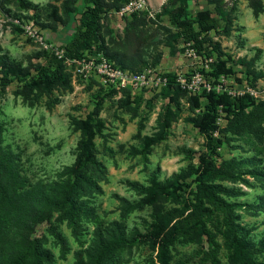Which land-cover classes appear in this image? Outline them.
<instances>
[{"label":"rangeland","instance_id":"rangeland-1","mask_svg":"<svg viewBox=\"0 0 264 264\" xmlns=\"http://www.w3.org/2000/svg\"><path fill=\"white\" fill-rule=\"evenodd\" d=\"M104 1L107 57L172 79L202 73L224 86L223 103L212 119L202 93L116 91L73 64L51 87L28 88L48 48L64 51L86 6L0 0V148L16 155L24 194L15 227L0 221V264L20 253L18 229L33 214L41 215L30 236L40 258L26 264H96L105 251L103 264H160V246L172 235L168 264H211L202 225L192 218L198 198L222 264H264V0H223L227 20L204 35L210 41L196 59L170 22L173 0L153 6L160 11L154 18L122 21L110 14L123 0ZM220 1H193L190 12L217 17ZM204 186L238 206L215 207Z\"/></svg>","mask_w":264,"mask_h":264},{"label":"trees","instance_id":"trees-1","mask_svg":"<svg viewBox=\"0 0 264 264\" xmlns=\"http://www.w3.org/2000/svg\"><path fill=\"white\" fill-rule=\"evenodd\" d=\"M86 6V14L83 22L77 27L73 37L65 45L64 51L68 58H80L87 51L92 52L94 49L103 52L105 50L100 41V29L103 16L110 10L105 5L104 0H82ZM176 5L174 8L168 11L170 22L173 26L178 29V33L184 40L185 45L191 44L195 51L200 53L203 51L204 46L210 40L204 37L205 34L211 30L218 29L221 22L227 20L223 14V0H221L215 6V12L217 17H213L210 11H198L195 15L190 12V3L197 0H173ZM213 3V0H207ZM126 0L119 6L118 10L125 4ZM147 16V14H141ZM135 15L133 17L141 16ZM107 56V55H106ZM110 59L109 57H107ZM111 60V59H110ZM112 61V60H111ZM114 62V61H113ZM117 64V63H116ZM120 66L119 64H117ZM218 65V64H217ZM64 67V61L58 59L55 55L50 54L45 61V65L40 69L37 76L33 77L26 86L28 88H34L39 86L51 87L61 77V72ZM121 67V66H120ZM216 67V66H215ZM123 68V67H121ZM223 66L219 65L218 68L214 69V75L219 76ZM124 69V68H123ZM127 70V69H126ZM133 72V71H132ZM168 76V75H167ZM170 78L171 84L168 88L162 90L163 94L167 93L168 90L176 86L175 79ZM4 79L8 81V76L5 75ZM181 90V89H180ZM182 91V90H181ZM126 92H131L126 90ZM203 96L207 97L209 105V118L214 117L217 108L221 106L224 94L216 93H202ZM17 157L16 155L7 149L0 148V221L4 228H14V219L18 213L22 212V206L20 205V198L24 195L20 192L22 188V176L20 175L19 169L16 166ZM250 176H258V173H248ZM73 189L70 188V191ZM69 190L65 194V198L68 195ZM203 193L209 199V202L219 209L230 210L238 205H228L221 200L215 193V189L212 186H204ZM198 204H195L192 208V218L195 223L202 225L203 232L207 238L208 245V259L211 264H222L219 253L220 246L213 232L202 223L201 217L199 216L201 210L202 199H197ZM243 206V205H240ZM29 221H26L22 226L19 227L21 243L20 253L8 264H26L31 259L38 260L40 258L39 247L37 240L31 239L30 236L34 232L35 227L40 221L41 215H31ZM174 239V235L168 237L160 246L158 252V260L160 264H168L167 261V244L171 243ZM107 252H103L97 259L96 264H103ZM247 256L245 255V258ZM247 264H257L250 258L246 259Z\"/></svg>","mask_w":264,"mask_h":264},{"label":"built area","instance_id":"built-area-1","mask_svg":"<svg viewBox=\"0 0 264 264\" xmlns=\"http://www.w3.org/2000/svg\"><path fill=\"white\" fill-rule=\"evenodd\" d=\"M162 6L163 4L160 5V9ZM159 12L153 8V5L148 0H126L125 4L118 11L110 14V18L115 16L118 21H122L125 18H132L135 15L141 14H147V17L154 18ZM48 50L58 59L63 60L64 64H73L81 67L82 72L86 73L87 76L100 79L106 88L112 90H129L132 93L161 92L171 84L170 78L165 73L158 72L154 69L142 72H132L123 69L108 59L103 52L95 49L92 52H85L80 58L74 59L66 57L65 51L49 48ZM185 54L193 59L198 57L197 52L191 44L185 46ZM175 84L182 91L193 95L204 92L216 94H224L226 92L223 85L210 83L199 72H195L193 75L187 77L180 75L176 77ZM229 94L232 93L229 92Z\"/></svg>","mask_w":264,"mask_h":264},{"label":"water","instance_id":"water-1","mask_svg":"<svg viewBox=\"0 0 264 264\" xmlns=\"http://www.w3.org/2000/svg\"><path fill=\"white\" fill-rule=\"evenodd\" d=\"M153 6H159L165 2V0H148Z\"/></svg>","mask_w":264,"mask_h":264}]
</instances>
